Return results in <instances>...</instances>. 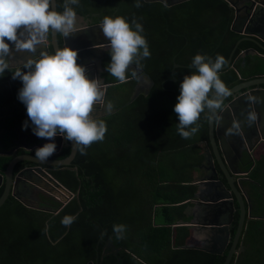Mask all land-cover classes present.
I'll return each instance as SVG.
<instances>
[{"label":"trees","instance_id":"16d2710c","mask_svg":"<svg viewBox=\"0 0 264 264\" xmlns=\"http://www.w3.org/2000/svg\"><path fill=\"white\" fill-rule=\"evenodd\" d=\"M140 2L139 8L136 0H79L78 5H70L78 15L97 13L93 18L98 22L105 16H120L129 24L134 18L142 24L141 34L151 53L141 60L146 93L131 100L136 85L131 69L126 82L106 72L105 82L112 84L107 87L105 104L111 102L114 107L111 113L105 111L95 118L106 123L104 139L92 143L84 155L77 149L69 165L76 170L48 166L73 196L63 203L42 193L23 199L10 194L0 206V264H223L226 252L212 254L186 246L190 227L185 223L190 217L185 210L197 191L193 180L203 160V141L208 142V122L202 113L199 131L184 139L177 131L174 106L184 76L196 71L191 66L195 55L214 60L219 54L227 61L231 56L230 65L220 71L221 80L230 88L264 74V57L239 56L247 48L260 54L264 49L252 39H241L245 35L231 27L235 10L227 0H187L173 7ZM63 3L57 0L58 12L64 10ZM48 53L54 54L51 47ZM15 70L9 68L0 75L13 80L0 92V169L17 154L35 155L36 150L22 147L5 153L18 142L35 145L44 139L34 134L26 106L18 99L23 83L12 78ZM69 150L64 147L49 158L66 157ZM27 163H16L14 174ZM239 168L248 171L251 179L258 163L254 165L252 157L245 155ZM261 176L264 180V173ZM263 180L245 184L255 217L243 232L246 248L230 264H264ZM67 215L76 217L70 226L61 223ZM238 216L237 210L231 234ZM156 217L161 223L154 222ZM118 224L126 226L122 239L113 231Z\"/></svg>","mask_w":264,"mask_h":264},{"label":"clouds","instance_id":"9594fccd","mask_svg":"<svg viewBox=\"0 0 264 264\" xmlns=\"http://www.w3.org/2000/svg\"><path fill=\"white\" fill-rule=\"evenodd\" d=\"M78 4L79 0H64L61 13L52 8V0H0V75L16 65L12 78H19L23 83L18 99L26 106L37 137L54 140L61 135L73 141L74 148L84 155L92 143L104 139L107 131L105 121L92 116L94 105L104 103L102 81L87 77L85 68L77 63V50L57 47L54 54L43 51L38 58L29 57L13 63L14 52L8 43L14 45L15 52L35 53L50 33L70 36L77 31V14L70 5ZM135 6L141 7L140 0H136ZM99 27L110 45L111 61L106 66L107 72L116 80L126 82L127 73L135 64L131 77L138 79V69L143 67L141 60L151 55L148 42L141 34L142 24L135 18L129 24L124 17L105 16ZM226 63V58L219 54L214 60L201 54L194 56L191 66L196 71L184 76L174 106L179 120L177 131L182 138H191L199 131L202 113L209 124L221 122L220 113L226 107L224 101L232 94L220 78ZM248 101L253 105L261 102L251 95ZM113 107L108 102L106 112L111 113ZM257 119L255 109L247 112L249 127ZM24 127L27 128V122ZM240 133L241 123L234 120L226 135ZM56 147L54 142L45 143L36 149L35 157L41 162L47 161ZM75 219L67 215L61 223L70 226ZM113 231L117 239H122L126 226L114 225Z\"/></svg>","mask_w":264,"mask_h":264},{"label":"water","instance_id":"95a60500","mask_svg":"<svg viewBox=\"0 0 264 264\" xmlns=\"http://www.w3.org/2000/svg\"><path fill=\"white\" fill-rule=\"evenodd\" d=\"M160 1L167 4L163 0ZM227 1L235 10V19L231 27L245 35L241 39H252L264 49V36L262 35V31H264V0H240L242 2L241 7H239L237 2H234L233 0ZM52 8L56 10V0H52ZM241 9L244 10L243 16L239 15ZM238 21L240 22L237 24L238 28H236L235 24ZM96 26H100V24H94L87 28L92 29ZM81 30L82 29H79L77 31L79 32ZM66 38L67 37H64L65 42L67 41ZM240 40L237 41V44ZM8 43L10 44V48L13 49L14 45H12L11 42ZM108 43L109 41L81 44L80 47L74 49L78 51L77 60H81V58L88 54L91 46ZM49 45L52 46L54 53L56 48L60 47L57 34L53 35L50 33L49 41L38 46L35 53L27 52V58H37L40 56L41 52H49ZM249 53L258 55V52L254 48H247L244 49L239 56ZM230 63L231 56L228 58L227 63L222 69L228 67ZM85 68L86 71L87 66ZM90 68L92 67L90 66ZM138 71L142 72V69L140 68ZM86 75L89 79H96L95 76L88 73V70L86 71ZM111 84L112 83H103L104 91H106V88ZM263 84L264 74L250 79H244L229 88L232 94L224 101L226 107L225 110L220 113L222 117L221 122L219 124L208 123V142L203 141V160L198 165V169H203L204 172L193 180V183L197 184V191L190 202L199 207V210L194 213V215L201 216L202 218L201 220H197V222L191 220L188 221V223L192 226L195 224L201 226L203 229H208L212 234L211 240L214 242L216 241L218 244V247L214 246L215 244L211 247H194L203 249L212 254H223L230 241V228L233 225L234 214L237 210L239 211L236 229L231 239L230 248L226 252L223 264H230L233 256L239 252L241 245L239 247L238 244L245 229L246 218L249 217V211L246 205V201H248L246 191L243 189L242 185L236 181L235 176L239 174L246 175L248 173V171L239 168L240 164L243 163V150H245L249 157H252L251 152L255 144L264 141ZM139 93H146V91L139 90L131 97V100L136 98ZM250 95L260 99L261 102L254 105L250 104L248 101ZM252 109L257 111L258 119L255 124L249 127L247 125L246 117L247 112ZM92 116L93 118H96L100 115L93 110ZM234 120L241 123L240 135H226V130L231 127ZM47 140L48 139L44 138L34 147L29 146L25 141H21L18 142L13 149L5 152L7 154H12L15 149L20 147L27 150H36L49 142H54L57 146L54 153L59 152L64 147H69L70 149L66 157L60 159L48 158V160L44 162L39 161L35 155L29 153L15 155L4 169H0V187L2 185L4 187L0 196V206L10 194L19 199H23L26 194L23 191H20L19 186L20 184L29 186L30 184L28 183V180L40 185L46 191H57L61 193L64 195L63 203H66L73 196V193L50 173L48 166H65L76 170L75 166H69L77 152V149L74 148V142L65 139L61 135H57L54 140H49V142ZM253 142L254 146H252ZM2 153L3 152L0 151V154ZM21 160L29 161L31 164L25 165L14 174V166ZM116 251L117 249H115V252ZM88 264H92V262L89 261Z\"/></svg>","mask_w":264,"mask_h":264},{"label":"flooded vegetation","instance_id":"af4514ba","mask_svg":"<svg viewBox=\"0 0 264 264\" xmlns=\"http://www.w3.org/2000/svg\"><path fill=\"white\" fill-rule=\"evenodd\" d=\"M155 1L161 2L160 0H155ZM163 1H165L167 3V4H164L163 2H161L164 5H166L168 7H173L179 3L183 2V1H187V0H163ZM174 2H176V3H174ZM56 11H58L57 0H56ZM62 12L63 11H61V13ZM95 14H97V13H94V14L89 15V16L79 15L83 18L84 23L76 26V29L77 30L82 29V30L79 32L76 31L73 34H71L70 36H67L66 42H65L63 35L57 33L60 48L68 46L70 48L75 49L77 47H80L81 44H89V43L93 44V43H98V42H102V41L108 42V40L104 37L102 30L100 29L99 26L93 27L92 29L87 28L89 26H92L94 24H100L102 22L101 20L99 22L94 20L93 17L95 16ZM49 36H50V34H49ZM47 41H49V37H48ZM50 47L52 48L51 45H49V49H50ZM38 51H40V50H38ZM109 51H110L109 43L104 44V45L91 46V49L89 50L88 54H86L83 58H81V60L80 59L77 60V63L79 65L83 66L84 68L87 66V70H88L89 74H91L92 76H95L96 79L97 78L100 79L102 81V83H106L105 82L106 80L104 78L106 76L107 70H106V67L104 66L103 62L106 60L107 64L110 63L111 55L108 54ZM20 57L27 59L28 54L24 53ZM90 66L92 68H90ZM133 68H135V64H133L130 67L131 71ZM142 72H143V70H142ZM142 72L138 71L139 78L138 79L134 78L136 80V85H135V89L132 93V96L135 95V93L138 92L139 90L145 89L144 76L142 75ZM106 90H107V88H106ZM105 95H106V91H105ZM104 100H105V97H104ZM104 103H105V101H104ZM105 106H106L105 104L104 105L103 104H96V105H94V111H100L99 113L104 114V112H101V111H103V110L105 111ZM24 138L25 137L23 136V139ZM22 141H24V140H22ZM47 141L49 142V140H47ZM35 145H29V146L34 147ZM25 150H27V149H25ZM31 150H34V149H31ZM31 150H28V151H31ZM56 153H58V152H56ZM243 155H247L245 150L243 151ZM242 159H244V158H242ZM30 164L31 163H27L26 165H30ZM198 172H199V175L197 177H199L204 172V170L199 169ZM245 178L250 180V178H248L247 176H244L243 174H239V175L235 176L236 181H238L240 184H243L244 182H245V184L247 183ZM19 187H20V191H23L26 194V196L24 198H26V197L30 198V197L37 196V193H41V192H39L40 190H44L42 187H37L35 185L33 186L32 184H31V186L30 185L25 186L23 184H20ZM252 217H255V216H252Z\"/></svg>","mask_w":264,"mask_h":264},{"label":"crops","instance_id":"0c3cea01","mask_svg":"<svg viewBox=\"0 0 264 264\" xmlns=\"http://www.w3.org/2000/svg\"><path fill=\"white\" fill-rule=\"evenodd\" d=\"M234 2H237V5L239 6V7H241L242 6V2L240 1V0H233ZM230 4V3H229ZM239 15L240 16H243L244 15V10L243 9H241V11H240V13H239ZM239 22L240 21H238L236 24H239ZM84 23V20H83V18L81 17V16H79L78 14H77V23H76V26H78V25H80V24H83ZM235 24V25H236ZM237 26V25H236ZM237 28V27H236ZM262 31V30H261ZM261 35V34H260ZM262 35L264 36V31H262ZM261 35V36H262ZM257 38V37H256ZM258 39V38H257ZM13 52H14V55H13V57H12V60H13V63H17V62H19L20 60H24L25 58H22V57H20V56H22L24 53L25 54H28L27 52H24V53H18V52H15L14 51V48H13ZM253 54V53H252ZM258 55L259 56H264L263 54H260L259 52H258ZM10 68H16V65H12ZM11 83H13V80H9V79H3V78H0V92L2 91L1 89L2 88H4V86H6L7 84H11ZM105 101V100H104ZM105 103H103V105H104ZM106 111V110H105ZM105 111L103 110V111H101V112H104V114H105ZM95 112H97V114H99L100 116H102V115H104L103 113H99L100 111H95ZM97 118V117H96ZM8 119V118H7ZM9 120H7V122H8ZM12 122V121H11ZM13 123V122H12ZM252 146H254V142H253V144H252ZM244 151V150H243ZM251 156L253 157V158H259V157H261L262 155H264V141H262V142H259V143H257V144H255V146L253 147V150H252V152H251ZM245 156V155H244ZM244 158V157H243ZM199 174V173H198ZM245 176V175H244ZM247 177H249L248 175H246ZM245 180H246V182L249 180V179H247V178H245ZM28 183L31 185V181L30 180H28ZM33 185H35V186H37V187H41L40 185H38V184H36V183H32ZM242 185V187H243V189L246 191V195H247V197H248V201H246V205H247V207H248V211H249V217H247L246 218V223H245V226H246V224H247V222H248V220L249 219H251V218H253L252 216V202H251V198H250V196H249V194H248V189H247V187H246V185H245V182L243 183V184H241ZM248 203V204H247ZM199 210V207H197L196 205H194L193 203H191V205H189L187 208H186V214L190 217L189 218V221H191V220H193V221H195V222H197V220H201V216H195L194 215V213H196L197 211ZM258 218H261V217H258ZM154 222L155 223H161L158 219H157V217L156 218H154ZM153 222V224H155ZM186 225H188L190 228V236H189V238L186 240V245L188 246V247H194V246H197V247H211L212 245H214V246H216V247H218V244L216 243V241L214 242V241H212L211 240V237H212V234H211V232L208 230V229H203V228H201V226H199V225H195L194 224V226H192L191 224H189L188 222H186L185 223ZM232 227H233V225H232ZM231 227V228H232ZM231 228H230V241H229V243L227 244V246H226V248H225V251H224V253L225 252H227L226 250H228L229 248H230V245H231V239H232V237H233V234H231ZM245 230V229H244ZM244 232V231H243ZM242 239H243V234H242V236H241V238H240V241H239V247H240V245H241V247L239 248V252L235 255V256H233V261H232V263H235L236 262V260H237V258H238V255L242 252V251H244V249L246 248V246L243 244V241H242ZM248 253H247V255H246V258L248 257ZM253 261H254V259H253ZM256 261V260H255Z\"/></svg>","mask_w":264,"mask_h":264},{"label":"rangeland","instance_id":"374dc122","mask_svg":"<svg viewBox=\"0 0 264 264\" xmlns=\"http://www.w3.org/2000/svg\"><path fill=\"white\" fill-rule=\"evenodd\" d=\"M145 83H146V80H145ZM256 163H258V168L250 176L252 177L251 179L253 181L257 182L258 184H261L262 180H263V178H261L262 177L261 175L264 173V159H260V157L259 158H253V164L255 165ZM197 175H199V174L197 173ZM248 178H250V177H248ZM263 182H264V180H263ZM39 192H41L42 194H44L46 196H52L53 198H58L60 201H63V199H64V195H62L61 193H59L57 191L51 192V191L40 190ZM33 204L36 205L37 203L34 202Z\"/></svg>","mask_w":264,"mask_h":264}]
</instances>
